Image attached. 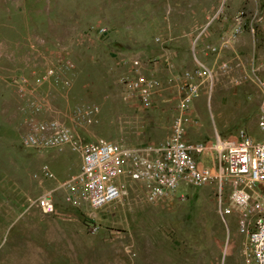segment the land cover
Segmentation results:
<instances>
[{"label":"rangeland","instance_id":"374dc122","mask_svg":"<svg viewBox=\"0 0 264 264\" xmlns=\"http://www.w3.org/2000/svg\"><path fill=\"white\" fill-rule=\"evenodd\" d=\"M139 75L153 82L147 103L128 83ZM261 81L264 0H0V264H24L25 245L42 243L24 234L23 211L51 190L40 182L44 150L76 160L101 139L166 143L178 122L189 142L263 140ZM190 83L199 92L184 108ZM50 122L70 128L73 143L25 142ZM60 188L55 197L72 196L81 219L78 259L64 264H255L252 220L242 233L236 214L222 215L215 182L156 202L127 182L99 210L79 183L74 193Z\"/></svg>","mask_w":264,"mask_h":264},{"label":"built area","instance_id":"2783aa9c","mask_svg":"<svg viewBox=\"0 0 264 264\" xmlns=\"http://www.w3.org/2000/svg\"><path fill=\"white\" fill-rule=\"evenodd\" d=\"M138 64V63H136ZM24 82V78H19ZM144 76L128 81L137 91L141 102L150 100L153 82ZM261 116L258 125L264 131V81H261ZM199 88L195 83L186 85L184 108H188ZM31 146H56L73 143V133L57 122L36 125L25 137ZM82 166L75 180L63 183L71 193L76 183L85 188V199L93 210L113 203L125 194L127 182L146 185L148 198L156 202L180 188L193 185L202 187L217 184L221 200V213L227 217L237 215L239 229L245 230V219L264 222V139H254L242 133L238 137L224 138L215 134L207 142H189L185 139L182 122L174 126L172 138L166 143L122 145L101 139L82 147ZM204 159H209L208 164ZM227 185L231 186L229 203H223ZM72 196H68L70 200ZM45 212L56 210L54 197L47 192L39 199ZM257 246L264 250V234L257 235Z\"/></svg>","mask_w":264,"mask_h":264},{"label":"crops","instance_id":"0c3cea01","mask_svg":"<svg viewBox=\"0 0 264 264\" xmlns=\"http://www.w3.org/2000/svg\"><path fill=\"white\" fill-rule=\"evenodd\" d=\"M41 158V186L51 189L48 192L54 197L56 210L45 212L36 203L25 201L23 218L29 219L30 226H26L27 222L24 234H39L42 243L25 245L24 264H64L68 260L77 261L80 246L75 239L80 235V215L74 211L76 207L73 202L66 200L67 197H55V191L61 189L63 178L81 166L82 156L73 160L70 151L59 154L46 149L41 153ZM31 177L29 175L28 179L31 180Z\"/></svg>","mask_w":264,"mask_h":264},{"label":"bare ground","instance_id":"6f19581e","mask_svg":"<svg viewBox=\"0 0 264 264\" xmlns=\"http://www.w3.org/2000/svg\"><path fill=\"white\" fill-rule=\"evenodd\" d=\"M252 220V219H251ZM249 239L252 248V256L255 264H264V250L257 246L258 236L264 234V222H255L252 220V227L249 230Z\"/></svg>","mask_w":264,"mask_h":264}]
</instances>
